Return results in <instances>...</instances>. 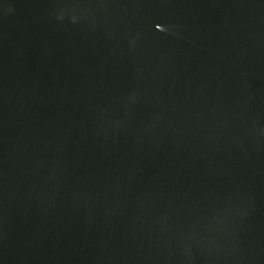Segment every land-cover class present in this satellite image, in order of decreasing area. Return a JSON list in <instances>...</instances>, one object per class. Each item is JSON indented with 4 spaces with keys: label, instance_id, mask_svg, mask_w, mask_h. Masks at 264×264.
Wrapping results in <instances>:
<instances>
[{
    "label": "water",
    "instance_id": "95a60500",
    "mask_svg": "<svg viewBox=\"0 0 264 264\" xmlns=\"http://www.w3.org/2000/svg\"><path fill=\"white\" fill-rule=\"evenodd\" d=\"M0 264H264V0H0Z\"/></svg>",
    "mask_w": 264,
    "mask_h": 264
}]
</instances>
